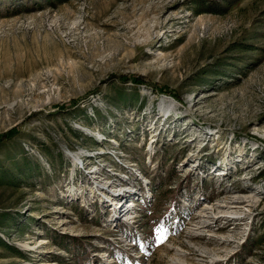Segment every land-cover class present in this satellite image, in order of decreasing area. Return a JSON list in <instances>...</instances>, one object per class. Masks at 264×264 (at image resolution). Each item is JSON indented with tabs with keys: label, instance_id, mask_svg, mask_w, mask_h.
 <instances>
[{
	"label": "rangeland",
	"instance_id": "obj_1",
	"mask_svg": "<svg viewBox=\"0 0 264 264\" xmlns=\"http://www.w3.org/2000/svg\"><path fill=\"white\" fill-rule=\"evenodd\" d=\"M12 128L0 264H264V0H0Z\"/></svg>",
	"mask_w": 264,
	"mask_h": 264
},
{
	"label": "bare ground",
	"instance_id": "obj_2",
	"mask_svg": "<svg viewBox=\"0 0 264 264\" xmlns=\"http://www.w3.org/2000/svg\"><path fill=\"white\" fill-rule=\"evenodd\" d=\"M175 105V103H174V101L172 100V99H165V98H161L160 100H159V107H160V109L162 110V111H164V112H166L167 111V109H169L170 107H172V106H174ZM74 160L75 161H78V160H76V158H74ZM92 178L94 179L93 181H92V187L89 189V190H92V188L93 187H97V185L100 183V181L98 180V175H97V172H92ZM75 193V192H74ZM105 193H109V194H111V195H113L112 193H111V189H110V187L108 186V188H107V190H106V192ZM104 195V194H103ZM122 195L121 194H118L117 196L116 195H113V198H111L112 199V204L113 205H115L114 206V208H115V210H113V213H112V217H111V219L113 220V221H116V220H118L119 219V213L117 214V212H120V209H119V207H123V205H118V204H120V202H121V200H122ZM118 205V206H117ZM130 205V204H129ZM127 208V207H126ZM119 209V210H118ZM127 213V212H126ZM177 260H178V258H177Z\"/></svg>",
	"mask_w": 264,
	"mask_h": 264
},
{
	"label": "trees",
	"instance_id": "obj_3",
	"mask_svg": "<svg viewBox=\"0 0 264 264\" xmlns=\"http://www.w3.org/2000/svg\"><path fill=\"white\" fill-rule=\"evenodd\" d=\"M132 81H133L134 83H140L141 79H138L137 77L134 76V77H132ZM13 131H14V128H12V129H10V130L4 132V133H1V134H0V140H3V139H5V138L10 137V136L13 134ZM152 190H154V189H152Z\"/></svg>",
	"mask_w": 264,
	"mask_h": 264
},
{
	"label": "built area",
	"instance_id": "obj_4",
	"mask_svg": "<svg viewBox=\"0 0 264 264\" xmlns=\"http://www.w3.org/2000/svg\"><path fill=\"white\" fill-rule=\"evenodd\" d=\"M128 207H130V206H128ZM133 206H131V208H132ZM126 210H127V208H125Z\"/></svg>",
	"mask_w": 264,
	"mask_h": 264
}]
</instances>
